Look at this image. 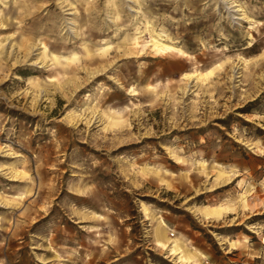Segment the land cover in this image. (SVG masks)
<instances>
[{"label": "rangeland", "instance_id": "obj_1", "mask_svg": "<svg viewBox=\"0 0 264 264\" xmlns=\"http://www.w3.org/2000/svg\"><path fill=\"white\" fill-rule=\"evenodd\" d=\"M158 229L264 264V0H0V264H180Z\"/></svg>", "mask_w": 264, "mask_h": 264}, {"label": "bare ground", "instance_id": "obj_2", "mask_svg": "<svg viewBox=\"0 0 264 264\" xmlns=\"http://www.w3.org/2000/svg\"><path fill=\"white\" fill-rule=\"evenodd\" d=\"M153 48L159 52L166 53L168 50L173 49V47L163 41H160L157 38H153L152 43L150 44ZM189 78L194 77L193 75H187ZM158 241L157 245L160 246L164 251L168 252V256L175 259L178 263L184 264L188 262L189 258L187 257V252H189V248L186 247L184 241L181 238H176L173 244H168L164 239H166V234L163 230L158 229L157 232ZM173 236V234H170Z\"/></svg>", "mask_w": 264, "mask_h": 264}, {"label": "crops", "instance_id": "obj_3", "mask_svg": "<svg viewBox=\"0 0 264 264\" xmlns=\"http://www.w3.org/2000/svg\"><path fill=\"white\" fill-rule=\"evenodd\" d=\"M74 211L77 212V213H79V214H81V218L82 219L101 220L102 218H99V217H105L101 213H97V212H94V211H92L90 209H86V208H79V209L78 208H75ZM95 227H97V228H95ZM93 228L100 229V226L99 225H93ZM164 240L167 241V237ZM184 243H185L186 247L191 250V253H192L190 255L191 260H189L190 262L188 264H193V262H196V261L197 262H202L201 257H200V254L199 253H194L193 250H192V248L189 247V245L186 242H184ZM156 245H157V241H156Z\"/></svg>", "mask_w": 264, "mask_h": 264}]
</instances>
